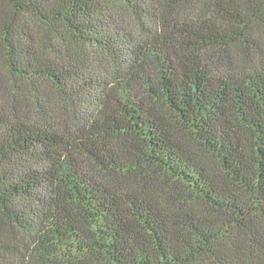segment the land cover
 I'll list each match as a JSON object with an SVG mask.
<instances>
[{
	"label": "trees",
	"instance_id": "obj_1",
	"mask_svg": "<svg viewBox=\"0 0 264 264\" xmlns=\"http://www.w3.org/2000/svg\"><path fill=\"white\" fill-rule=\"evenodd\" d=\"M0 264H264V0H0Z\"/></svg>",
	"mask_w": 264,
	"mask_h": 264
}]
</instances>
